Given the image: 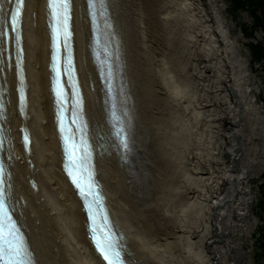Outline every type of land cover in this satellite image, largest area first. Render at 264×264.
Wrapping results in <instances>:
<instances>
[{
	"label": "bare ground",
	"instance_id": "bare-ground-1",
	"mask_svg": "<svg viewBox=\"0 0 264 264\" xmlns=\"http://www.w3.org/2000/svg\"><path fill=\"white\" fill-rule=\"evenodd\" d=\"M73 1L85 113L129 263L253 264L250 178L264 170V105L225 0H109L131 98V165L108 135L86 3ZM3 2L4 18L11 1ZM46 17V0H27L25 114L17 106L12 47L8 60L0 35L8 193L36 264H105L61 168ZM22 123L32 131L30 150Z\"/></svg>",
	"mask_w": 264,
	"mask_h": 264
},
{
	"label": "snow or ice",
	"instance_id": "snow-or-ice-1",
	"mask_svg": "<svg viewBox=\"0 0 264 264\" xmlns=\"http://www.w3.org/2000/svg\"><path fill=\"white\" fill-rule=\"evenodd\" d=\"M91 6L95 7L99 3L103 8L105 0H89ZM24 5V0H16L15 11L11 14L12 31L17 33L16 41L19 44V25L21 22V14ZM48 8L51 14V31H52V47L53 53V70L55 71V94L60 104L61 112V133L63 134L65 154L67 156V163L65 165L69 177L72 179L73 184L77 187L81 197L87 199L91 197L88 203V211L90 213L93 226V241L97 250L100 252L103 259L107 264H123L121 258V251L117 246L115 237L110 232H105L104 228L96 223L97 212L93 205L100 206L101 201L96 191V184L93 180L92 168V152L86 139L83 137L77 143L74 135L69 129L64 127V113L67 109L64 107L66 103V94L61 84V42L64 49L67 51V59L65 61V73L69 80L73 79V61L70 48L71 30H70V0H48ZM0 35H6L0 32ZM71 87L75 90L76 85L72 83ZM77 97L74 105L72 120L76 124V118L80 115L81 103L79 100V93L73 92ZM23 99V97H22ZM77 132H83V128L77 125ZM117 136L121 144L127 148V140L124 135V129L120 128L117 131ZM28 137L25 136L27 142ZM106 220V217L104 218ZM27 256V249L25 247L23 238L19 235L15 223L12 221L8 213V209L4 204L3 192L0 190V264H25V257Z\"/></svg>",
	"mask_w": 264,
	"mask_h": 264
},
{
	"label": "rangeland",
	"instance_id": "rangeland-1",
	"mask_svg": "<svg viewBox=\"0 0 264 264\" xmlns=\"http://www.w3.org/2000/svg\"><path fill=\"white\" fill-rule=\"evenodd\" d=\"M262 11L261 9H259ZM258 13L260 14V11ZM250 4L246 8H237L233 0H225V15L232 27L233 33L239 35L243 45V53L250 61L252 72L258 77L261 84L258 100L264 105V59L254 58L251 42L264 41V30L262 27H251L255 23ZM258 92V91H257ZM253 190V209L252 213L256 219V224L250 238L251 256L253 264H264V170L256 176L250 178ZM248 245V246H249ZM247 246V247H248Z\"/></svg>",
	"mask_w": 264,
	"mask_h": 264
},
{
	"label": "water",
	"instance_id": "water-1",
	"mask_svg": "<svg viewBox=\"0 0 264 264\" xmlns=\"http://www.w3.org/2000/svg\"><path fill=\"white\" fill-rule=\"evenodd\" d=\"M105 5L110 6L109 0L105 1ZM94 9H95V15H96V22H97V28L96 29H97V33L99 35V38L103 39L104 36H107L108 41H109L111 46H114V45L118 46L121 41H120V38H119L115 28H114V22H113V19L111 17V13L109 12L107 15L101 14L100 13L101 7H100L99 3L96 4ZM111 58L114 59L113 54L111 55ZM103 81L104 80H102V88L101 89L104 92L102 99H103V104H104L103 108H104V112H105V119H106V123L108 125L107 130L109 131L108 135L114 139L115 137L112 133L113 132V126H112V123H111L110 117H109V106H108L109 104H108V99H107V95H106V91L104 88ZM0 90H1V87H0ZM120 90L122 92V96L118 95V93H117L118 88L115 86V94H116V96H115V99H116L115 109H116L117 113L119 114L120 120H122L127 126H131V124L133 123V115H132V112H131V109L129 106L131 98H130V94L128 92V86H127L126 81L124 82V87L122 85ZM235 136L237 139H239V136H237V135H235ZM115 145L118 148L116 140H115ZM135 150H136L135 144L133 142H131L130 145H128V147L123 152H120L123 155V157L126 158L128 165H131V163H132V157L135 153ZM226 155H227V157H229L228 153ZM90 199H91V197H89L87 199V201H89ZM10 205H11V208L13 210L14 206L12 205L11 199H10ZM26 249H27L28 254L31 255V257L34 261L33 253H31L28 246H26Z\"/></svg>",
	"mask_w": 264,
	"mask_h": 264
},
{
	"label": "trees",
	"instance_id": "trees-1",
	"mask_svg": "<svg viewBox=\"0 0 264 264\" xmlns=\"http://www.w3.org/2000/svg\"><path fill=\"white\" fill-rule=\"evenodd\" d=\"M234 5L237 8H246L247 4H250L252 15L254 16L255 23L251 27H262L264 30V0H233ZM261 9L262 11H260ZM260 11V14L258 13ZM250 47L253 50L254 58L264 59V41L251 42ZM264 238V235L262 234Z\"/></svg>",
	"mask_w": 264,
	"mask_h": 264
}]
</instances>
